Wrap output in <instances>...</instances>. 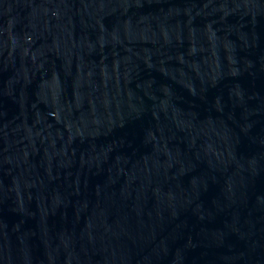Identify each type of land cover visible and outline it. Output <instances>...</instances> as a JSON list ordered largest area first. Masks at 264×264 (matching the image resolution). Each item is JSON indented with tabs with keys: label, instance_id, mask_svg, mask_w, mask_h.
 I'll return each instance as SVG.
<instances>
[{
	"label": "water",
	"instance_id": "obj_1",
	"mask_svg": "<svg viewBox=\"0 0 264 264\" xmlns=\"http://www.w3.org/2000/svg\"><path fill=\"white\" fill-rule=\"evenodd\" d=\"M0 264H264V0H0Z\"/></svg>",
	"mask_w": 264,
	"mask_h": 264
}]
</instances>
